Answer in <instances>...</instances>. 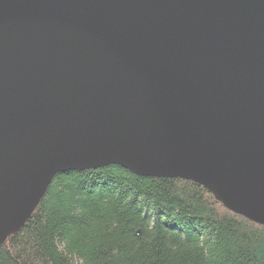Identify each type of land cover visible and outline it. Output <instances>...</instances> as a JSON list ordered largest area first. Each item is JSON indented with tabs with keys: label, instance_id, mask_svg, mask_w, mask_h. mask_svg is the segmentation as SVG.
Returning a JSON list of instances; mask_svg holds the SVG:
<instances>
[{
	"label": "water",
	"instance_id": "95a60500",
	"mask_svg": "<svg viewBox=\"0 0 264 264\" xmlns=\"http://www.w3.org/2000/svg\"><path fill=\"white\" fill-rule=\"evenodd\" d=\"M109 165L264 226V0H0V245Z\"/></svg>",
	"mask_w": 264,
	"mask_h": 264
},
{
	"label": "trees",
	"instance_id": "16d2710c",
	"mask_svg": "<svg viewBox=\"0 0 264 264\" xmlns=\"http://www.w3.org/2000/svg\"><path fill=\"white\" fill-rule=\"evenodd\" d=\"M0 264H264V226L191 181L67 171L0 245Z\"/></svg>",
	"mask_w": 264,
	"mask_h": 264
}]
</instances>
